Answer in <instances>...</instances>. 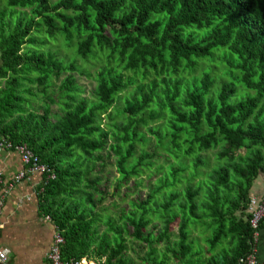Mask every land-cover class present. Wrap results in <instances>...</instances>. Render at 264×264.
Wrapping results in <instances>:
<instances>
[{
	"label": "trees",
	"instance_id": "1",
	"mask_svg": "<svg viewBox=\"0 0 264 264\" xmlns=\"http://www.w3.org/2000/svg\"><path fill=\"white\" fill-rule=\"evenodd\" d=\"M0 60V141L55 172L39 214L64 261L240 264L254 252L264 0H0ZM77 76L95 82L91 99ZM233 76L256 97L231 103Z\"/></svg>",
	"mask_w": 264,
	"mask_h": 264
},
{
	"label": "crops",
	"instance_id": "2",
	"mask_svg": "<svg viewBox=\"0 0 264 264\" xmlns=\"http://www.w3.org/2000/svg\"><path fill=\"white\" fill-rule=\"evenodd\" d=\"M23 171L26 166L20 154L1 146L0 141V198L7 185ZM45 178L40 173H28L4 198L0 213V246L10 251V264H51L48 254L58 228L48 217L39 214V194ZM263 192L264 175L255 181L252 197L259 199ZM254 246V256L264 261V228L258 231Z\"/></svg>",
	"mask_w": 264,
	"mask_h": 264
},
{
	"label": "built area",
	"instance_id": "3",
	"mask_svg": "<svg viewBox=\"0 0 264 264\" xmlns=\"http://www.w3.org/2000/svg\"><path fill=\"white\" fill-rule=\"evenodd\" d=\"M1 146L19 153L24 165L26 166V171L17 174L15 180L9 183L5 188V190H3V194L0 198V213L4 206V198L10 192V189L12 187H15L20 182H22L26 178L28 173L29 174L40 173L52 179L56 178L55 172L52 169H50L47 165L42 164L40 158L37 157L35 153L28 148L27 145L12 146L11 143L2 141ZM0 183H2L1 175H0ZM249 210L252 216L250 220L251 226L253 229L258 230L261 222L264 219V192L261 198L258 199L252 197L250 199ZM47 219L50 220L49 217ZM257 233L258 232L255 233L254 237L257 236ZM64 245H65V239L62 236L61 232L58 230L54 235L53 244L48 254V260L50 261L51 264H88V263L100 264L94 260H89L87 258L84 259L82 262L64 261L61 254V250ZM9 257H10V251L7 248L0 246V264H10ZM240 264H264V261H258L257 258L254 256V252H253L248 257L242 259Z\"/></svg>",
	"mask_w": 264,
	"mask_h": 264
},
{
	"label": "rangeland",
	"instance_id": "4",
	"mask_svg": "<svg viewBox=\"0 0 264 264\" xmlns=\"http://www.w3.org/2000/svg\"><path fill=\"white\" fill-rule=\"evenodd\" d=\"M56 49H58L60 51V55L63 59H67V61L70 62V58L72 55L71 53H69V55H68V51L65 50L62 46H58ZM220 64L227 65L221 60L218 61L216 65L218 66ZM93 65L95 67H91V65L84 64V62L81 59H78V66H81L88 73L92 74V76H94L96 69L100 67V65L96 62L93 63ZM205 71L210 73L211 77H213L216 80V88H217L218 83L221 81V78L218 77V76L222 75L221 70L220 69L217 70L216 74L218 76L213 75V68H211V67H208ZM226 71H228V70H226ZM224 72H225V69H224ZM77 78H78L79 84H81L87 90L86 97L91 99L92 98L91 92L95 87V82L93 80H91V78H87L86 76H81V77L77 76ZM235 78H237V77L233 76V77L228 78V80H232V82L235 84V86L238 87L236 96L232 99L231 103H238L240 101H244V100H248L249 98L256 97L255 92L247 89L239 79H235ZM61 83H62V81L58 82V86H60ZM216 88H215V90L218 91ZM127 95H128V93H127ZM123 105H124V103H123ZM53 108H54L55 112L59 110V107L54 106ZM110 161H111V163H113L112 159ZM109 169L111 170L113 175H116V176L119 175L116 167H114L113 165H110ZM134 256L136 259L138 258V255L135 254Z\"/></svg>",
	"mask_w": 264,
	"mask_h": 264
}]
</instances>
